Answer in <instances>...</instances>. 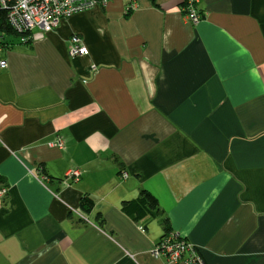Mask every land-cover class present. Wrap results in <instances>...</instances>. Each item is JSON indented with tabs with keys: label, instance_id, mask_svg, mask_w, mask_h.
I'll use <instances>...</instances> for the list:
<instances>
[{
	"label": "crops",
	"instance_id": "obj_1",
	"mask_svg": "<svg viewBox=\"0 0 264 264\" xmlns=\"http://www.w3.org/2000/svg\"><path fill=\"white\" fill-rule=\"evenodd\" d=\"M181 2L0 30V264H186L150 255L166 227L203 264H264V0H200L197 25ZM142 189L162 215L121 210Z\"/></svg>",
	"mask_w": 264,
	"mask_h": 264
},
{
	"label": "built area",
	"instance_id": "obj_2",
	"mask_svg": "<svg viewBox=\"0 0 264 264\" xmlns=\"http://www.w3.org/2000/svg\"><path fill=\"white\" fill-rule=\"evenodd\" d=\"M200 0H183L180 8L183 18L191 24H197L203 14L197 11L196 6ZM107 0H0V11L5 12V20L11 31L17 34L22 42L29 37H37L43 32H48L59 26L60 22L74 13H78L97 5H105ZM132 6H130V9ZM202 15H201V14ZM39 31L32 33L35 29ZM2 36H0V41ZM70 54L73 56H85L86 50L79 45L76 36L70 38ZM7 66L6 60L0 59V68ZM63 139L59 136L48 143L49 146L63 148ZM33 173L34 170H31ZM36 173V172H35ZM81 171L77 167H71L64 173L66 183H74L80 179ZM126 172H121L125 178ZM44 180V176L41 180ZM6 193L5 188L0 187V199ZM154 258H163L166 261L176 260L186 264H203L197 248L193 243L184 239L175 230L163 233L149 251ZM202 259V260H201Z\"/></svg>",
	"mask_w": 264,
	"mask_h": 264
},
{
	"label": "trees",
	"instance_id": "obj_3",
	"mask_svg": "<svg viewBox=\"0 0 264 264\" xmlns=\"http://www.w3.org/2000/svg\"><path fill=\"white\" fill-rule=\"evenodd\" d=\"M203 20V16L201 18ZM0 30L11 31L5 20V12L0 11ZM6 178L0 174V187H5ZM93 207L92 201L88 197H83L80 201V208L82 211L89 213ZM121 210L128 215L131 219L139 221L143 218H154L158 215H162L163 211L159 207L158 201L150 192L145 189L140 190L137 197L131 200H126L121 203ZM165 224H167V218ZM103 219L100 224L102 225ZM144 225V224H143ZM171 229L165 228L163 233L170 231Z\"/></svg>",
	"mask_w": 264,
	"mask_h": 264
},
{
	"label": "rangeland",
	"instance_id": "obj_4",
	"mask_svg": "<svg viewBox=\"0 0 264 264\" xmlns=\"http://www.w3.org/2000/svg\"><path fill=\"white\" fill-rule=\"evenodd\" d=\"M183 4H184V3H183ZM183 4H181L180 6H182ZM196 8H197V11H199V12L201 11L199 5H197ZM201 13H202V12H201ZM201 13H200V14H201ZM201 15H202V14H201ZM201 21H202V20H201ZM48 143H49V142H48ZM123 172H126V171H123ZM123 172H122V173H123ZM126 173H127V172H126ZM127 176H128V173H127ZM127 176H126V177H127ZM126 177H125V178H126ZM123 178H124V177H123ZM2 188H5V190H6V192H7L6 187H2ZM5 196H7L6 193L3 194V197H1L2 199H0V202H1L2 200H4ZM83 218H84V217H83ZM84 219H85V218H84ZM179 235H180V234H179ZM180 237H181V235H180ZM201 260H202V259H201ZM168 262H171V261H168ZM202 262H203V260H202ZM172 263H179V262L176 261V260H172ZM203 263H204V262H203Z\"/></svg>",
	"mask_w": 264,
	"mask_h": 264
},
{
	"label": "bare ground",
	"instance_id": "obj_5",
	"mask_svg": "<svg viewBox=\"0 0 264 264\" xmlns=\"http://www.w3.org/2000/svg\"><path fill=\"white\" fill-rule=\"evenodd\" d=\"M200 22H201V21H200ZM188 23H190V22H188ZM198 23H199V22H198ZM198 23H197V24H198ZM190 24H191V23H190ZM197 24H191V25H197Z\"/></svg>",
	"mask_w": 264,
	"mask_h": 264
},
{
	"label": "clouds",
	"instance_id": "obj_6",
	"mask_svg": "<svg viewBox=\"0 0 264 264\" xmlns=\"http://www.w3.org/2000/svg\"><path fill=\"white\" fill-rule=\"evenodd\" d=\"M182 2H183V0H182ZM182 2H181V4H182ZM180 8H181V6H180Z\"/></svg>",
	"mask_w": 264,
	"mask_h": 264
}]
</instances>
